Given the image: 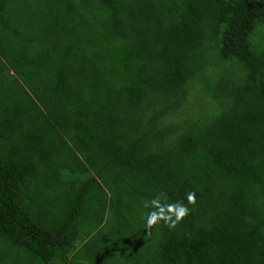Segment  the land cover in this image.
<instances>
[{"label": "trees", "instance_id": "1", "mask_svg": "<svg viewBox=\"0 0 264 264\" xmlns=\"http://www.w3.org/2000/svg\"><path fill=\"white\" fill-rule=\"evenodd\" d=\"M0 264H264V0H0Z\"/></svg>", "mask_w": 264, "mask_h": 264}, {"label": "clouds", "instance_id": "2", "mask_svg": "<svg viewBox=\"0 0 264 264\" xmlns=\"http://www.w3.org/2000/svg\"><path fill=\"white\" fill-rule=\"evenodd\" d=\"M188 204H195L196 193L188 192L186 196ZM143 208L147 211L143 214L144 230L151 234L152 230L163 224L169 229H175L189 214L190 208L183 201L168 202L166 192H159L149 200L143 201Z\"/></svg>", "mask_w": 264, "mask_h": 264}]
</instances>
